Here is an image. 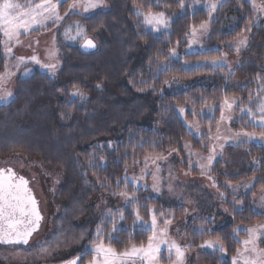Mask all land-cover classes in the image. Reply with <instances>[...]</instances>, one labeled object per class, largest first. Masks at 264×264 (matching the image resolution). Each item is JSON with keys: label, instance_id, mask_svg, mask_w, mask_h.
<instances>
[{"label": "trees", "instance_id": "16d2710c", "mask_svg": "<svg viewBox=\"0 0 264 264\" xmlns=\"http://www.w3.org/2000/svg\"><path fill=\"white\" fill-rule=\"evenodd\" d=\"M212 1L199 0L193 5V0H184L185 8L181 9L179 0H106L110 6L108 11L96 12L81 20L96 48L84 50L61 44L58 75L50 77L35 72L17 83V96L12 103L0 106V158L20 155L39 162L48 171L63 173L57 203L71 211L72 214H68L73 217L77 210L87 209L89 193L85 190V177L100 191L118 193L125 188L122 179L129 167L178 151L184 142L198 143L187 123L204 107L233 94L224 77L226 69L213 66V61L222 56L221 51L209 49L176 59L169 53L183 45L192 27L206 21L205 7ZM138 8L145 12L149 8L153 12H165L170 18L169 28L160 33L148 30L146 34L141 17L135 15ZM228 8L224 5L219 13ZM232 9L228 12L225 29L219 32V40L236 37L251 20L247 9ZM215 31L216 37L219 36ZM4 64L0 44V72ZM249 75L248 88H251L255 75ZM172 82L185 86L179 93L161 94ZM73 86L88 99L82 101L71 96ZM259 97L258 94L252 104L254 111ZM180 108L186 109L185 113L181 114ZM197 118L205 127L214 126L216 122ZM242 149L255 167L238 181L256 177L254 189L238 198V208L227 195L226 213L216 216L221 221L229 220L223 227L212 229L210 223L201 219L192 221L184 230L185 242L193 246L191 250H199L198 245L205 240L221 238L227 254L200 251L198 254L205 264H231L232 257L241 248L237 241L244 236L240 233L233 239V230L264 220V214L259 215L252 209L253 194L259 188L264 190V148L244 146ZM90 158L95 167L89 165ZM118 180L121 181L119 187ZM130 189L128 186L125 190L131 193ZM136 196L138 205L129 204L112 211L117 219L120 213L125 217L118 221L117 228L121 231L116 232L115 240L111 241L117 251L131 244H146L151 235L139 223L134 227V207L138 208L140 217L147 220L149 209L155 203L145 199L141 191H137ZM107 213L91 224L83 250L91 248L97 226ZM103 228L101 239L107 245L108 233L112 231L111 217ZM201 228L204 235L198 234ZM77 255L82 256L79 264H89L90 255L83 252Z\"/></svg>", "mask_w": 264, "mask_h": 264}, {"label": "rangeland", "instance_id": "374dc122", "mask_svg": "<svg viewBox=\"0 0 264 264\" xmlns=\"http://www.w3.org/2000/svg\"><path fill=\"white\" fill-rule=\"evenodd\" d=\"M212 3H217L218 7L210 16L207 5ZM253 4L264 7V0H214L208 3L205 7L208 16L204 21L208 23L207 31L200 30L199 25L196 26L197 35L193 37L190 30L183 45L177 46L169 53L170 57L176 59L209 49H220L221 51L222 56L213 66L226 69L227 73L224 74V77H226L227 87L233 94L227 98H221L216 104L204 107L192 122L187 123V126L193 125L191 129H188L198 143L194 141L184 142L180 150L172 151L160 158L147 159L140 164L129 167L124 172L122 180L124 181L126 176L132 189L136 185L131 182L133 180L138 181V192L141 191L145 199L155 203L150 209H153L157 215V231L166 229L164 239L168 242L175 241L182 248L187 246L184 230L189 223L202 219L210 223L212 229L216 230L223 227L229 220L221 221L216 216L226 213L224 203L228 199L227 195L233 205L238 208V198L249 194L255 187L256 177L238 181L248 175L255 167L254 162L249 159L247 152L242 147L257 146L264 148V139H260L262 132L249 130V127L260 128L253 127L248 116L240 111L241 108H252L258 94L260 95L259 102L264 98V91H259L260 93L263 92L262 94L258 92V89L264 90V12L255 10L252 7ZM224 5H228L229 8L219 13ZM67 7V4L59 7L61 16L64 15ZM234 7L247 9L251 20L246 23L245 28L236 37L219 40L218 37L221 36L219 32L224 30L227 24L228 12ZM109 8V4L104 0L103 6L86 15L67 16L58 23L48 21L45 26L35 27L29 34H22L18 44L10 45L12 46L10 58L4 55L2 44L7 71L13 75L0 81V95L5 92L12 94L6 102H0V106L12 103L17 96V83L29 78L35 72L50 77L57 76L61 69L60 45L80 48L83 43L79 38L77 41L66 40L64 37L65 29L78 22L86 29L88 35V30L81 20L96 12L108 11ZM141 19L143 18L141 17ZM215 30L220 34L217 37ZM73 34H75L74 27ZM0 36L3 40L2 34ZM242 39L246 40V45L237 52V42ZM54 49L58 54L59 65L55 76H52L46 69H42L40 64L55 62L48 59L49 52ZM32 56H36L40 63H33L31 61ZM20 57H23L26 63L17 67ZM5 64L0 76L5 74ZM250 73L255 75V79H253V86L248 88ZM257 77L260 79L258 80ZM184 86L181 83L172 82L161 90V94L179 93ZM74 98L82 101L88 99L87 96H75ZM226 99L229 102L235 101L231 110L224 104ZM222 110L225 117L223 120H221ZM198 116L214 119L216 122L214 126L205 127L200 124ZM240 131L252 134L255 139L248 141L247 137L243 136L234 138L233 134ZM186 145L189 147H185ZM213 148L215 152L212 151ZM209 155L214 156L210 166L207 165ZM201 165L206 166L203 171ZM8 168L29 182V187L39 203L43 219L39 231L32 237L27 246L0 247V264H67L78 253L83 252L91 224L109 210H119L125 206L123 197L117 193L98 190L85 177L84 186L89 193L87 209L86 211L77 210L76 216L69 217L72 212L66 208L64 210L57 203L58 190L64 181L63 173L48 171L39 162L26 159L20 155L0 158V169ZM154 176L157 178L155 182L159 186V192L153 191ZM236 180L238 182H234ZM213 182H215L216 187L213 186ZM132 189H130L131 192ZM221 193H223V197ZM136 199H138L137 196ZM252 209L259 215L264 214L263 189L259 188L253 194ZM160 213H164V215L161 216ZM68 217L72 218L71 222L68 221ZM165 219H171V224L165 225ZM139 224L144 229L145 226H150L151 215L149 214L147 220L142 219V223ZM261 224H264V220L258 224L244 226L242 229ZM242 233L244 236L240 241L247 239V233ZM256 244L259 249L264 250V238L258 239ZM200 251L212 250L206 248L187 249L185 264H205L198 254ZM46 253H51V255ZM172 259H175L174 255ZM160 264H170L164 245L161 246Z\"/></svg>", "mask_w": 264, "mask_h": 264}, {"label": "snow or ice", "instance_id": "6c2138e0", "mask_svg": "<svg viewBox=\"0 0 264 264\" xmlns=\"http://www.w3.org/2000/svg\"><path fill=\"white\" fill-rule=\"evenodd\" d=\"M158 2V0H154ZM199 0H193V5L197 4ZM63 4H67V10L64 15L61 16L59 12V7ZM104 5V0H39L38 3L30 2L27 4H20L13 2V0H3L0 3V34L4 37L0 40V44H3L4 55L6 57H11L12 46L20 42V36L22 34H29L37 26H45L48 21L53 23H58L67 16L88 14L90 11L100 8ZM179 6L181 9L185 8L184 0H179ZM218 7L217 3H212L207 5V10L211 16L212 12ZM252 7L258 12H264V7H259L253 4ZM82 10V11H81ZM135 15L140 18L142 17V24L145 27L146 34L150 30L153 33H160L169 28L170 18L163 12H153L151 8L147 12L137 9ZM102 26V25H101ZM73 27L75 28V34H73ZM199 29L202 31H207L208 23L202 22L199 25ZM94 29L93 31H95ZM191 35L195 37L197 35V28H191ZM64 37L66 40L77 41L79 38L83 41L81 47L84 50L95 49L96 44L92 38H89L86 29L80 25L78 22L73 26L69 25L64 31ZM246 45V40L242 39L237 42L236 50L240 51L242 46ZM174 54V53H173ZM57 51L54 49L48 54V59L50 62L47 64H40L42 69H46L48 73L55 76L57 67L59 65V60L57 58ZM33 63H40L36 56L31 57ZM26 63L23 57L18 58L17 67L21 64ZM216 61H213L215 64ZM5 74L0 76V81H3L7 76L13 75V73L7 71V63L5 64ZM162 70V69H161ZM27 75V72H25ZM259 80L260 78L257 77ZM167 83V81L165 82ZM97 87H100L98 84ZM73 91L71 96H83V93L73 86ZM259 91H264L258 89ZM11 92H5L0 95V102H6L11 96ZM235 101L229 102L227 99L224 101L225 106L231 110ZM186 109L180 108L179 112L181 114L185 113ZM241 113L248 116L249 121L253 127H259L264 130V98H262L259 104L256 106V110L253 111L251 107L241 108ZM259 113V115H257ZM203 115V113H201ZM224 114L223 110L221 112V120H223ZM193 125L189 124L188 128L191 129ZM219 131V130H217ZM234 138L247 137L248 141L255 139L252 134L245 131L236 132L233 134ZM219 139V136H217ZM260 139H264V131H262ZM185 147H189L186 145ZM215 152V149H212ZM214 156L209 155L207 160V165H211ZM101 160L103 158L101 157ZM89 165L95 167L92 159H89ZM102 166V165H101ZM205 165H201V169L205 168ZM156 177H153V191L159 192V186L155 182ZM28 181L22 177L18 176L11 168L0 169V244H28L29 239L32 237L33 233L37 232L40 227V222L43 217L38 209V202L32 194L30 188L28 187ZM121 181H117V187ZM123 183L125 184V189L129 186L128 178L125 176ZM136 187H133L131 194L127 190H122L117 193L119 196L124 198L125 206L131 204L133 206L138 205L136 200V192L138 191V181L133 180L131 182ZM213 186L216 187L215 182ZM231 186V185H229ZM248 187V185H245ZM171 190V189H170ZM223 197V193H221ZM136 211L134 227L137 223H142V218L139 215L138 208L134 207ZM119 211V210H117ZM149 214L151 215V225L145 226L146 231H150L151 235L147 238V243H141L139 246L136 244H131L130 247L125 248L122 251H117L111 246V241L115 240V233L121 231L117 228L118 221H123L125 219L122 213L119 214L118 219L116 214L112 213L111 210L102 219L101 224L97 226L96 233L93 239L91 248H85L83 250V255H90L91 259L89 264H160L161 257V246H166L168 259L170 264H185V253L187 249L192 248V245H187L182 248L175 241L168 242L164 239L166 229H160L157 231V215L153 209H149ZM161 216L164 213H160ZM108 217H111L112 231L108 233L109 243L106 245L101 239V235L104 232L103 224L106 222ZM171 219H165L164 224H171ZM245 232L247 233V239L243 241H237L241 245L238 248L236 254L232 257L231 264H264V250L259 249L256 241L260 238H264V224L256 225L253 227H248L246 229L235 228L233 230V239L236 235ZM199 235H204V229L201 228L198 232ZM210 235V232H209ZM200 248L210 249L213 252H220L224 255L227 254V249L221 238L208 239L202 244L198 245ZM51 255V253H46ZM175 257L173 260L172 257ZM82 259L81 255H77L67 264H79Z\"/></svg>", "mask_w": 264, "mask_h": 264}, {"label": "water", "instance_id": "95a60500", "mask_svg": "<svg viewBox=\"0 0 264 264\" xmlns=\"http://www.w3.org/2000/svg\"><path fill=\"white\" fill-rule=\"evenodd\" d=\"M28 187H29V183H28ZM30 188V187H29ZM31 190V189H30ZM31 192H32V190H31ZM32 194H33V192H32ZM34 195V194H33ZM35 197V196H34ZM36 199V198H35ZM38 202V201H37ZM38 209H39V212H40V208H39V203H38ZM40 214H41V212H40ZM42 215V214H41ZM41 223H42V221L40 222V226H41ZM39 229H40V227H39ZM39 231V230H38ZM37 231V232H38ZM37 232H35V233H33V235H32V237L37 233ZM32 237L29 239V242H30V240L32 239ZM28 242V243H29ZM28 244H0V247H13V246H21V247H25V246H27Z\"/></svg>", "mask_w": 264, "mask_h": 264}]
</instances>
